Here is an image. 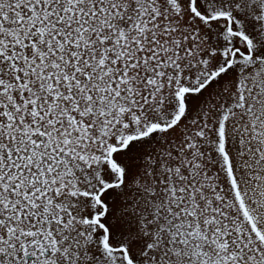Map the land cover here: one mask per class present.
<instances>
[{"label": "snow or ice", "instance_id": "1", "mask_svg": "<svg viewBox=\"0 0 264 264\" xmlns=\"http://www.w3.org/2000/svg\"><path fill=\"white\" fill-rule=\"evenodd\" d=\"M0 264H264V0H0Z\"/></svg>", "mask_w": 264, "mask_h": 264}]
</instances>
